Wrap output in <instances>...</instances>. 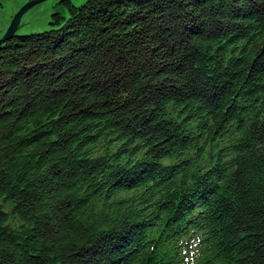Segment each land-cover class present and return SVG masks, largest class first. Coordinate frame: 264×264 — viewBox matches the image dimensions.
I'll list each match as a JSON object with an SVG mask.
<instances>
[{"label":"trees","instance_id":"16d2710c","mask_svg":"<svg viewBox=\"0 0 264 264\" xmlns=\"http://www.w3.org/2000/svg\"><path fill=\"white\" fill-rule=\"evenodd\" d=\"M0 48V264H264V0H62Z\"/></svg>","mask_w":264,"mask_h":264},{"label":"rangeland","instance_id":"374dc122","mask_svg":"<svg viewBox=\"0 0 264 264\" xmlns=\"http://www.w3.org/2000/svg\"><path fill=\"white\" fill-rule=\"evenodd\" d=\"M17 1L19 3L18 6L14 4L12 0H1L0 1V10L6 9L5 11L7 14L4 17L9 19L7 20V19L0 18V29H3L5 26H8L11 23L13 17L17 14V12L30 0H17ZM52 1L53 0H44L28 8L25 12L26 13L31 12L38 5H40L38 10H41L46 4H49ZM85 1L86 0H71V2L74 5H81ZM56 12H60L64 17H67L69 14L68 6L62 0H54L50 10L42 18L20 26L18 28L17 35L18 34L22 35V34H27V33H32V32H39V31H44L46 29H49L53 21V14Z\"/></svg>","mask_w":264,"mask_h":264},{"label":"water","instance_id":"95a60500","mask_svg":"<svg viewBox=\"0 0 264 264\" xmlns=\"http://www.w3.org/2000/svg\"><path fill=\"white\" fill-rule=\"evenodd\" d=\"M1 1V0H0ZM14 4L17 6L19 5L17 0H12ZM44 0H30L27 2L18 12L17 14L13 17L11 23L8 26H5L3 29H0V47L4 45V43L11 38H13L15 35H17L18 28L26 23L36 21L40 18H42L51 8L54 0L46 4L43 9L38 10L39 6L38 5L35 9H33L31 12L26 13L25 11L42 2ZM6 9L0 10V18L7 19L4 16L7 14ZM9 20V19H7Z\"/></svg>","mask_w":264,"mask_h":264}]
</instances>
